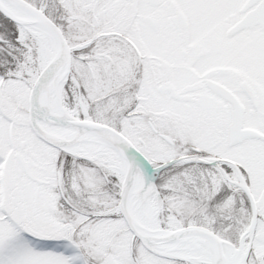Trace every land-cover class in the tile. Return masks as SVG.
Instances as JSON below:
<instances>
[{"label":"snow or ice","instance_id":"6c2138e0","mask_svg":"<svg viewBox=\"0 0 264 264\" xmlns=\"http://www.w3.org/2000/svg\"><path fill=\"white\" fill-rule=\"evenodd\" d=\"M0 264H264V0H0Z\"/></svg>","mask_w":264,"mask_h":264}]
</instances>
